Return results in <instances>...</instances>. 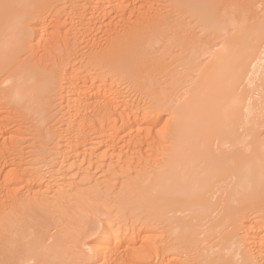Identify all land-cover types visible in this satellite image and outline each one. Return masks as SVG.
<instances>
[{
	"label": "bare ground",
	"instance_id": "obj_1",
	"mask_svg": "<svg viewBox=\"0 0 264 264\" xmlns=\"http://www.w3.org/2000/svg\"><path fill=\"white\" fill-rule=\"evenodd\" d=\"M142 1L148 0H0V97L14 110L23 106L28 113L35 111L41 124L47 122L50 106L63 111L65 133L59 132V138L68 158H74L82 147L94 151L104 145L116 148L121 142L132 146L147 142L151 133L145 128L154 120L143 116L133 104L130 107L117 101L124 82L130 83L134 91L148 93L154 107L173 111V145L153 177V196H136L133 205L151 206L153 214L162 215L161 206L167 202L171 208L190 211L193 221L209 220L213 207L207 195L229 180L235 186L226 203V217H221L215 229L229 228L241 214L249 210L259 213L264 207V0H166L170 10L153 14L145 12ZM56 11L72 28L71 39L60 37L61 41L50 36L47 41L51 46L45 45L44 57H36L38 60H31L27 67L14 66L21 53L13 49L15 41L29 39V23L35 25L34 35L39 41L49 32V18ZM108 20L116 27L103 43L95 33ZM57 47L60 53L65 51L62 60L67 69L62 65L64 70L57 68L56 60V68L49 66L48 62L58 57ZM52 50L53 59L48 54ZM77 63L81 65L78 68ZM96 68L99 72L94 75ZM166 89L175 91L178 100L173 99L172 92L166 94ZM40 128L43 139L53 136ZM146 135L149 139L144 138ZM216 142L228 148L229 154L217 155L213 150ZM34 170L27 166L20 172L28 189L42 184L43 176ZM35 193L37 197L45 195L41 190ZM35 203L29 201L27 210ZM220 205L212 215L220 213ZM133 209L137 208L125 210L126 219L111 230L102 229L91 249L99 260L106 259L102 249L107 243L119 247L135 242L139 236ZM11 217L4 214L2 218L14 224L22 240L31 237L26 228L49 227L50 223L48 216L29 213L23 221ZM193 221L186 225L180 239L200 259L201 245L207 240L197 243ZM126 227L130 232L123 236ZM43 231L35 236L41 239ZM249 237V253L241 255L240 261L225 260L224 264H255L259 258L264 264V233ZM49 238L54 240L51 245L36 239L3 252L1 264H66L50 255L51 251H59L61 233ZM234 239L235 235L227 232L218 247L228 244L227 252L241 251L243 247ZM206 250L205 255L202 253L205 261L198 260L202 264L207 256L209 260L213 257L209 258ZM172 257L170 262H177V256Z\"/></svg>",
	"mask_w": 264,
	"mask_h": 264
},
{
	"label": "rangeland",
	"instance_id": "obj_2",
	"mask_svg": "<svg viewBox=\"0 0 264 264\" xmlns=\"http://www.w3.org/2000/svg\"><path fill=\"white\" fill-rule=\"evenodd\" d=\"M147 2L142 1L141 5L145 6L143 9L147 8L145 12L150 14L155 11L165 13L170 10L169 3L166 0H150V3L148 0ZM167 5L168 8H166ZM57 12L53 13L51 19L49 18L51 20L48 22L51 27L49 32L39 41L34 35L33 26L35 25L29 23L27 27L29 39L27 41L17 40L13 44L15 51H21L17 63L14 62V66L27 67L31 60L35 61L36 57L40 58L41 55L44 57V54L47 53L43 51L45 45L51 46L47 41L50 36L57 39L61 37L65 41L71 39L72 32L70 29L72 28L66 24L63 15L57 14ZM107 23L101 29L102 31L99 30L98 33H95L97 40L100 42L105 41L107 35L114 33L112 31L115 30L116 23L113 25H110V22ZM67 36L70 38H67ZM62 43H58L59 46ZM31 47L33 50L29 49ZM57 49V52L54 51L58 59L56 57L53 59V50L52 54L51 51L48 53L53 59L48 62L49 66L52 65L51 67L56 68L58 65L57 68L59 67V69L64 70L63 67L67 69L68 67L64 66L63 62L65 51L60 53L62 51L58 47ZM58 54L63 57L59 58ZM36 59L38 60V58ZM62 62L63 64H61ZM78 64L80 63L76 64L77 68L81 66ZM97 69H94L93 74H98L99 69ZM182 72H186L184 67H182ZM192 74L195 75V73ZM164 79H162L163 83L165 82ZM189 79H192V77H189ZM188 83L187 80L186 84L188 85ZM120 86L119 101L117 102L128 103L130 107L133 104L140 108L143 116L151 117L154 120L153 125L147 124L145 128L151 133L150 139L146 135L144 138L149 140L141 144L132 146L121 142L116 148L104 145L94 151L88 147H82L74 158H68L59 138L60 133H65L62 126L64 124L62 122L65 121L63 111L59 109L60 113L58 109L50 106L47 113L48 120L46 123L41 124L35 111L28 113L23 106H19V110H14L11 103L0 97V264L3 252L12 251L36 239L38 242L41 240L43 245H51L54 240L49 236H55L57 233H61L63 243L58 252L51 251L50 255L54 258H60L66 264H202L198 260L205 259L202 253L206 249V255L208 253V255L210 254L209 258L212 255L213 257L209 260L207 256V262L203 264H224L225 260L240 261L241 255L250 251L248 249L251 247L250 242H247V239L250 240L249 236L264 233V207L259 213L249 210L247 211L249 213L241 214L229 228L215 229L221 219L226 217V203L235 186V182L229 184V180L215 186L207 195L206 199L213 207L210 210L211 212L209 211V215H211L209 220L199 219L193 221L190 211L178 210L174 206L171 208L170 205H167V202L164 203L165 206H161L162 215L153 214V207L151 206L140 205L135 207L133 205L137 197L148 199L149 196H153V177L165 161L167 153L173 145L170 134L172 125H174V116L171 113L173 111H170L171 109L154 107L153 97H149L148 93L142 90L134 91L130 83L126 82L121 83ZM183 88L184 90L187 89L185 86ZM178 90L176 93L179 92ZM166 91V94L172 92L173 99L178 100L174 97L175 91L170 90L168 92L167 89ZM182 92L184 91L181 90ZM166 94L164 93V95ZM164 95L162 96L168 97ZM175 105H178V102ZM59 113L64 119L61 118ZM40 126L43 127L44 133L47 130L49 136L53 135L55 137L43 139L38 129ZM52 128L54 129L53 133H49ZM213 148L217 155L221 153L229 154V149L222 147L217 142ZM238 149L248 154L241 147ZM15 151L17 152L15 153ZM27 166L31 170L40 169V172L35 170L34 172H38L39 175L44 177L40 178L42 180L41 186L33 185L29 187L30 189L25 187L26 184L23 182L20 172H23ZM30 166H34V168ZM51 186L55 188L53 189ZM36 190L37 192L41 190L45 194L44 197H46L39 196L41 197L39 198L35 196ZM31 192H34L35 195ZM30 194L33 196L31 197ZM129 199H132V206H129ZM29 201H36V208L27 210L26 206ZM126 202H128V205H126ZM218 205H220L218 210L220 213L212 215ZM132 208H137L136 211L133 209V213L136 214L134 217L137 220L134 218V222H136L135 226H138L139 236L135 242L122 243L119 247L113 242L107 243L102 249L103 256L106 259L99 260L97 254L93 251V247L96 246L95 243L99 239L102 229L106 228L107 230L108 228L111 230L115 224L126 219L127 212L125 210ZM27 213L35 216H48L50 223L49 227L42 225L26 228L25 232L30 234L31 237L22 240L21 232H16L14 224L5 223L2 217L6 214V216H12L16 220L23 221L27 218ZM191 221L195 225L194 231L197 243L200 244V242L207 240L201 245L200 259L197 258L199 255H196V257V252L180 239L184 236L186 225ZM43 229L41 239L39 236H35ZM129 232V227H126L122 235L126 236ZM227 232H232L235 235L234 240L239 241L241 248L243 247L241 251L234 249L232 252L229 251L230 253L227 252L226 249L230 247L228 244L218 247V243L225 238ZM212 246L215 247L211 249ZM209 248L211 251L208 250ZM238 254L240 255L237 256ZM175 255L178 258L177 262H170V259L174 258L172 256ZM140 256H142L141 259H138ZM261 259L259 258L255 264H263ZM41 264L51 263L46 261L41 262Z\"/></svg>",
	"mask_w": 264,
	"mask_h": 264
}]
</instances>
